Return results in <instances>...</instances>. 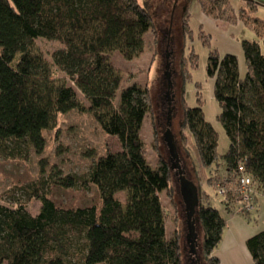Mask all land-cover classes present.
I'll list each match as a JSON object with an SVG mask.
<instances>
[{
    "label": "trees",
    "instance_id": "16d2710c",
    "mask_svg": "<svg viewBox=\"0 0 264 264\" xmlns=\"http://www.w3.org/2000/svg\"><path fill=\"white\" fill-rule=\"evenodd\" d=\"M244 1L236 11L230 0H200L204 12L217 19L229 5L232 23L242 21L264 39V21L254 16L258 4ZM189 22L188 16L183 27L187 36L192 32ZM153 27L150 10L139 0H0V154L20 158L25 148L43 154L44 131L58 115L86 111L77 90L106 134L121 143L119 152L108 149L96 157L84 178L67 175L57 184L52 175L41 174L36 182L18 185L3 197L0 264H185L180 230L169 238L160 197L162 192L174 195L171 164L159 154L158 166L152 168L141 138L152 110L150 86L134 84L121 91L118 103L115 100L122 79L111 54L117 51L129 61L139 57ZM259 38L242 42L245 78L236 55L213 50L208 57L207 75L215 78L214 96L221 108L219 122L230 141L227 154L219 155L218 134L206 122L202 107L186 109L183 125L197 158L199 180L224 196L228 212L237 207L246 215L254 208L246 210L243 174L253 182V207L264 195V51ZM38 39L57 42L60 48L49 58L36 54ZM55 71L66 81L59 82ZM45 164L43 159L42 168ZM56 184L62 190L95 186L100 202L75 206L54 199ZM190 185L184 193L187 211L193 210L203 229L207 264H221L214 252L226 221L216 207L195 205ZM124 191L126 204L116 197ZM34 201L41 205L35 215L30 211ZM247 245L252 264H264V230Z\"/></svg>",
    "mask_w": 264,
    "mask_h": 264
},
{
    "label": "rangeland",
    "instance_id": "374dc122",
    "mask_svg": "<svg viewBox=\"0 0 264 264\" xmlns=\"http://www.w3.org/2000/svg\"><path fill=\"white\" fill-rule=\"evenodd\" d=\"M139 2L150 10L154 29L145 35V51L139 57L129 61L117 51L111 54V62L122 79L115 100L118 103L121 91L134 84L142 88L150 86L152 110L144 121L141 138L147 147V159L152 168L158 166L159 154L171 164L174 195H167L166 192L160 194L168 214V236L173 238L176 230H180L185 264H197L199 259L200 264H207L203 249V229L195 221L197 215L192 213L193 210L189 209L191 214L187 211L185 201L184 193L189 183H192L198 193L197 206L210 204L216 207L226 221L223 239L214 255L220 259L221 264H252L247 242L264 230V195H259L254 210L247 215L242 214L237 207L228 212L224 196L199 180L197 158L192 151L190 138L183 135V125L186 109L202 107L206 122L218 134L219 155L223 157L227 154L230 141L219 122L221 108L214 96L215 78L207 75L208 57L213 50L219 51L221 56L236 55L239 74L245 78L247 65L242 42L259 37L252 27L242 21L232 23L229 18L232 10L226 4L222 7L224 15L217 19L204 12L200 0ZM235 2L239 10L243 4L241 0ZM210 5L214 7L213 3ZM218 12L221 14L220 10ZM188 16L192 30L189 36L184 35L183 28ZM261 44L264 51V39H261ZM59 48L57 42L38 39L34 52L49 58ZM55 77L59 82L66 81L58 71H55ZM77 92L86 111L74 110L59 114L53 127L44 131L46 147L43 154H37L33 148H25L20 158L0 154V203L5 202L3 197L8 198L16 186L36 182L41 174L47 177L52 175L57 184L67 175L84 178L96 157L104 155L108 149L114 153L121 150L120 141L106 134L95 112L91 110L89 101ZM92 153L94 156L89 155ZM43 159H46L47 164L42 173ZM220 163L223 164V158ZM212 172L216 173V169ZM57 184L52 189L51 196L54 199L62 198L65 203L75 206L100 202L95 186L62 190ZM206 195L210 196L209 200ZM17 196H20V191ZM116 197L126 204L128 193L118 192ZM233 205H237L235 201ZM40 206L39 202H32L31 213L37 214Z\"/></svg>",
    "mask_w": 264,
    "mask_h": 264
},
{
    "label": "built area",
    "instance_id": "2783aa9c",
    "mask_svg": "<svg viewBox=\"0 0 264 264\" xmlns=\"http://www.w3.org/2000/svg\"><path fill=\"white\" fill-rule=\"evenodd\" d=\"M240 171L242 173L244 172L243 167L240 168ZM240 185H241L242 193L244 195V199L246 202H248L246 210H248V211L252 210L254 207L249 202L252 199V195L254 193L253 182H252L251 177H249L246 174H243V176L241 177V180H240Z\"/></svg>",
    "mask_w": 264,
    "mask_h": 264
},
{
    "label": "crops",
    "instance_id": "0c3cea01",
    "mask_svg": "<svg viewBox=\"0 0 264 264\" xmlns=\"http://www.w3.org/2000/svg\"><path fill=\"white\" fill-rule=\"evenodd\" d=\"M252 1H255L257 4H258V6H257V10H256V12H254V16L255 17H257V18H259V19H261V20H263L264 21V0H252ZM241 5L242 4H245V1L244 0H241ZM239 4H240V2H238ZM230 4H231V6L233 7V9L234 10H236L237 11V9H236V7L238 6L237 5V3L235 2V0H230ZM242 7V6H241ZM240 7V8H241ZM239 8V9H240ZM259 40H261L260 38H259Z\"/></svg>",
    "mask_w": 264,
    "mask_h": 264
},
{
    "label": "water",
    "instance_id": "95a60500",
    "mask_svg": "<svg viewBox=\"0 0 264 264\" xmlns=\"http://www.w3.org/2000/svg\"><path fill=\"white\" fill-rule=\"evenodd\" d=\"M191 189L193 190L194 194H193V202L195 203V205H198V193L196 191V188L194 187V185H190Z\"/></svg>",
    "mask_w": 264,
    "mask_h": 264
}]
</instances>
